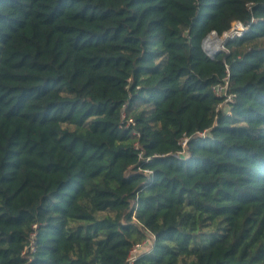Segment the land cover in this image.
<instances>
[{"label":"trees","instance_id":"obj_1","mask_svg":"<svg viewBox=\"0 0 264 264\" xmlns=\"http://www.w3.org/2000/svg\"><path fill=\"white\" fill-rule=\"evenodd\" d=\"M151 236L134 264H264V0H0V264Z\"/></svg>","mask_w":264,"mask_h":264},{"label":"built area","instance_id":"obj_2","mask_svg":"<svg viewBox=\"0 0 264 264\" xmlns=\"http://www.w3.org/2000/svg\"><path fill=\"white\" fill-rule=\"evenodd\" d=\"M246 26L239 20H236L233 22L231 28L227 31H225L222 35H219L216 31H212L209 33L203 40V47L205 49V52L211 57L214 58L217 54V51L220 50L216 48V46L212 43V37L216 36L221 39V42L224 44V39L227 41L230 39L235 38L236 36H241L243 32L245 31ZM221 51V50H220ZM229 77L227 76L223 81L217 82L212 86L213 92L218 95L222 96L224 99L221 103L218 104V109H225L226 111H229L228 105L230 102L234 101L236 94L229 91ZM226 107H228L226 109ZM185 143V142H184ZM151 239L148 238L144 242L140 244H136L133 246V248L130 250L129 255L127 257V264H134L138 255L140 254V248L143 246V244H146ZM35 250V241H34V234L33 239L31 240L30 244L26 247V250Z\"/></svg>","mask_w":264,"mask_h":264},{"label":"rangeland","instance_id":"obj_3","mask_svg":"<svg viewBox=\"0 0 264 264\" xmlns=\"http://www.w3.org/2000/svg\"><path fill=\"white\" fill-rule=\"evenodd\" d=\"M216 48H218V49H220V50H224V49L227 48V47H226V43H225V45L221 44L219 47H216ZM152 243H153V237L151 236L150 241L147 242L146 244H143V246L140 248V253H141L142 251H145V250L149 249V248L151 247Z\"/></svg>","mask_w":264,"mask_h":264},{"label":"bare ground","instance_id":"obj_4","mask_svg":"<svg viewBox=\"0 0 264 264\" xmlns=\"http://www.w3.org/2000/svg\"><path fill=\"white\" fill-rule=\"evenodd\" d=\"M211 41L216 47H219L222 44L221 39L216 36H213Z\"/></svg>","mask_w":264,"mask_h":264},{"label":"water","instance_id":"obj_5","mask_svg":"<svg viewBox=\"0 0 264 264\" xmlns=\"http://www.w3.org/2000/svg\"><path fill=\"white\" fill-rule=\"evenodd\" d=\"M223 42H224V44H225V43L227 42V40H226V39H224V41H223ZM219 52H220V50H218V51H217V53H219Z\"/></svg>","mask_w":264,"mask_h":264}]
</instances>
